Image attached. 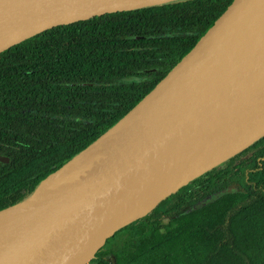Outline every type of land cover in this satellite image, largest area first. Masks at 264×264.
<instances>
[{
  "label": "trees",
  "instance_id": "1",
  "mask_svg": "<svg viewBox=\"0 0 264 264\" xmlns=\"http://www.w3.org/2000/svg\"><path fill=\"white\" fill-rule=\"evenodd\" d=\"M232 0L107 13L0 53V209L123 117ZM91 264H264V137L118 229Z\"/></svg>",
  "mask_w": 264,
  "mask_h": 264
},
{
  "label": "water",
  "instance_id": "2",
  "mask_svg": "<svg viewBox=\"0 0 264 264\" xmlns=\"http://www.w3.org/2000/svg\"><path fill=\"white\" fill-rule=\"evenodd\" d=\"M173 1L0 0V53L59 25ZM262 137L264 0H232L123 117L0 209V264H86L118 229Z\"/></svg>",
  "mask_w": 264,
  "mask_h": 264
},
{
  "label": "built area",
  "instance_id": "3",
  "mask_svg": "<svg viewBox=\"0 0 264 264\" xmlns=\"http://www.w3.org/2000/svg\"><path fill=\"white\" fill-rule=\"evenodd\" d=\"M86 264H91V263H90V261H89V262H88V263H86Z\"/></svg>",
  "mask_w": 264,
  "mask_h": 264
}]
</instances>
